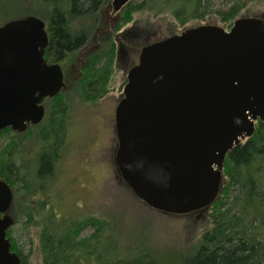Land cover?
<instances>
[{
	"label": "water",
	"instance_id": "obj_1",
	"mask_svg": "<svg viewBox=\"0 0 264 264\" xmlns=\"http://www.w3.org/2000/svg\"><path fill=\"white\" fill-rule=\"evenodd\" d=\"M128 1L113 0L114 10ZM48 41L38 17L0 26V132L41 121L42 99L64 86L44 58ZM115 120V161L142 202L171 214L209 207L227 155L264 121V18L239 17L229 30L200 24L144 46ZM12 197L0 179V264H22L7 237Z\"/></svg>",
	"mask_w": 264,
	"mask_h": 264
},
{
	"label": "trees",
	"instance_id": "obj_2",
	"mask_svg": "<svg viewBox=\"0 0 264 264\" xmlns=\"http://www.w3.org/2000/svg\"><path fill=\"white\" fill-rule=\"evenodd\" d=\"M112 1L23 0L22 15L18 18L26 16L45 20L49 24L50 55L52 58H61L84 41V35H75V31L71 28L69 22L71 18L77 16L82 19L80 15L84 16L88 12L98 15L101 6L107 3L110 5ZM229 1H232V4L228 9L217 10L214 13L209 0H142L135 5V9L148 11L149 16L171 17L168 23L171 27L169 26L168 31L178 33L187 28L192 21H200L197 24L212 23L213 17L216 19V24L228 23L227 28H230L235 19L244 16L242 10L249 3H264V0ZM125 15L123 14L122 20L124 22L129 18ZM258 16L264 18V12ZM172 24H175L176 29ZM78 26L89 29L91 24L84 23ZM114 58L115 47L112 46L109 53V75L111 61ZM107 65L100 59H95L91 63L83 86L87 92H95L96 89L92 88L98 87L106 80ZM90 96L94 97L95 93H90ZM56 103L57 111L63 113L65 105L60 100ZM63 122L59 118L53 119L51 126L44 129V139L50 141L54 138L55 142L48 152L40 155L36 173H32V162H27L26 146L17 149L16 134H13L10 128L0 133V137L10 134L9 140L0 150V177L13 188L15 206L12 212L15 211L16 223L19 218L24 217L25 225L27 223L31 224L30 227L39 225L38 245L42 264H122L123 262L135 264L133 258L125 259L119 255L117 247L113 244L110 245L109 252V238H107L111 226L109 221L93 215L85 218L63 217L47 209L49 189L45 187L46 185L43 186L42 182L44 176L53 173L57 150L63 139ZM23 141L26 142L27 137H24ZM114 165L120 181L126 185L115 161ZM210 210L211 214L203 213L199 221L204 227L210 221L211 226L202 233L198 246L192 253V263L264 264V121L259 120L255 133L243 139L227 155L220 194L212 206L202 212ZM16 211H20L22 216ZM87 226H90L93 232L91 235L83 236L82 232ZM8 236L11 237L12 250L16 251L21 256L23 264H26L20 242L21 235L19 232L11 233L10 230ZM127 249L131 250V244L127 245ZM143 249L144 255L148 256L149 249L146 247ZM152 260L154 264L158 261L154 258Z\"/></svg>",
	"mask_w": 264,
	"mask_h": 264
},
{
	"label": "rangeland",
	"instance_id": "obj_3",
	"mask_svg": "<svg viewBox=\"0 0 264 264\" xmlns=\"http://www.w3.org/2000/svg\"><path fill=\"white\" fill-rule=\"evenodd\" d=\"M141 1L132 0V5L122 10L129 18L121 27L128 25L126 27H132V32L144 28L147 33L153 28L158 37L168 35L171 17L149 16L148 11L135 9V5ZM22 2L23 0H0V25L22 15ZM209 2L213 13L226 10L232 4L229 0ZM112 11L114 7L111 3L109 17ZM261 12H264V3L259 2H251L242 10L244 16H257ZM199 22L195 20L187 26ZM211 22L216 24L215 17ZM227 24L220 25L227 27ZM174 25L172 24L176 29ZM136 42L137 39L133 43ZM123 66L124 62H117L113 68L109 94L88 103L86 100L84 102L85 98L81 94L84 98L82 102L71 103L75 109L68 130L69 146L60 155L55 169L54 185L60 189L48 190L49 194H53L55 190V194L59 195H50L51 205L54 207L51 209L52 213L55 211L59 216L83 218L93 215L109 221V252L110 245L113 244L117 247L119 255L125 259L133 258L135 264H154L153 258L158 260L156 264H193L192 253L198 246L202 233L211 226L210 221L205 227L199 221L203 213L211 214V210L186 216H169L153 211L120 181L116 173L114 156L118 140L115 132V109L126 82ZM9 138L10 134L2 135L0 147L6 144ZM90 139L94 141L92 147L87 145L91 143ZM52 180L51 176L47 183L42 184L48 185ZM16 213L22 216L20 211ZM19 219L11 228V233L19 232L21 235L20 242L26 264H42L38 245L39 225L33 224L34 226L30 227L29 223L25 225L24 217ZM92 232L93 229L87 226L82 235H91ZM129 244L131 250L127 249ZM144 247L149 249L148 256L142 252Z\"/></svg>",
	"mask_w": 264,
	"mask_h": 264
},
{
	"label": "flooded vegetation",
	"instance_id": "obj_4",
	"mask_svg": "<svg viewBox=\"0 0 264 264\" xmlns=\"http://www.w3.org/2000/svg\"><path fill=\"white\" fill-rule=\"evenodd\" d=\"M131 1L132 0L128 1L125 5H123V7L119 11H112L110 17H109V3H107L106 5L101 6V9H103L104 7L105 8L99 11L98 15L97 13L88 12L85 13L84 16L83 14L80 15L82 19H80L77 16L71 18V20L69 21L71 24V28L73 29V31H75V35L77 36L84 35V41L80 46L65 53L61 58H54V57L52 58V56L50 55V51L48 50L50 43V34L48 32L49 24L45 22L46 29L49 35V42L47 44L44 54L45 59L49 65H53V64L59 65L63 73L64 86L55 96H47L42 99L41 104L44 107V116L41 119V121L37 123H33V122L28 123L27 129L24 131H15L12 128L10 129L13 131V134H16L17 136V141H16L18 143L17 149L20 148L21 146L24 145L26 146L27 162L28 163L32 162V166H31L32 173H36L39 166L37 163L39 161L40 155L44 152H48V150L54 145L55 142L54 138L50 139V141L44 139L45 138L43 134L44 129L51 126L53 119L55 120L59 118L64 121L63 139L57 150V157L54 162L53 173L52 175H47L43 177L44 183H47L49 177L52 176L53 178L51 183L45 186L47 187V189L50 188L60 189L59 187H56V185H54L55 173H56L55 169H56V165L58 164L57 161L59 160L60 155L63 153L65 148L69 146L70 140L68 137V130L71 125L73 110L75 109L71 105V103L76 101L82 102L84 98H85L84 102L85 100L87 101L86 103L93 102L90 100L100 99L103 96L109 94L110 76L112 75V70L117 62H124V66L122 67V69L126 73V82H127V74L132 67L138 64L142 48L145 45L150 44L155 40L159 39L156 33L157 31L153 28H150L151 31L147 33V30H145L144 28H141L137 32H132V27H126L128 25L124 26L125 28L121 27V25L124 24V21H122L123 20L122 10L129 5H132ZM84 17H89V18H84ZM84 23L91 24L90 28L87 29L85 27L78 26ZM136 39L137 42L135 44L133 42H135ZM112 46L113 48L115 47V58L114 60L112 59L111 61L110 75H109V53H111ZM136 54H137V58H136ZM95 59L97 60L100 59L102 63L108 64L107 65L108 75L106 77V80L102 84H100L98 87L96 86L92 88L93 90L96 89L95 92H89V91L87 92L85 88H83V86L86 77L88 75V68L91 65V63L95 61ZM123 89L120 95L121 98L123 97ZM90 93H95V96L91 97ZM81 94L83 95L84 98L81 96ZM57 100H60L65 105V111L63 113L58 112L57 109L55 108V105L57 104L56 103ZM24 137H27L26 142L23 141ZM89 141L91 143L87 145L90 147L94 146L93 144L94 141H92L91 139ZM42 185L44 186V184ZM50 195L56 197L59 196L58 194L57 195L55 194V190L53 194H49L48 192L47 208L49 210L54 208L51 205L52 200L50 198L52 196ZM12 206H14V199ZM9 211L11 212V209ZM193 213H198V211L192 212V214Z\"/></svg>",
	"mask_w": 264,
	"mask_h": 264
}]
</instances>
